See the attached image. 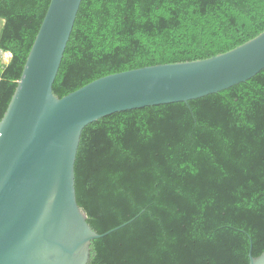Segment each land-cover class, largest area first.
I'll return each mask as SVG.
<instances>
[{
  "label": "trees",
  "instance_id": "1",
  "mask_svg": "<svg viewBox=\"0 0 264 264\" xmlns=\"http://www.w3.org/2000/svg\"><path fill=\"white\" fill-rule=\"evenodd\" d=\"M50 3L0 0V120ZM263 31L264 0H83L54 92L206 59ZM75 172L88 222L115 229L92 241L91 264H250L264 252V69L218 93L89 124Z\"/></svg>",
  "mask_w": 264,
  "mask_h": 264
},
{
  "label": "water",
  "instance_id": "2",
  "mask_svg": "<svg viewBox=\"0 0 264 264\" xmlns=\"http://www.w3.org/2000/svg\"><path fill=\"white\" fill-rule=\"evenodd\" d=\"M83 0H51L0 120V264H91L98 233L79 205L82 133L114 113L188 102L264 69V31L218 55L109 74L59 97V73ZM250 264H264V252Z\"/></svg>",
  "mask_w": 264,
  "mask_h": 264
},
{
  "label": "crops",
  "instance_id": "3",
  "mask_svg": "<svg viewBox=\"0 0 264 264\" xmlns=\"http://www.w3.org/2000/svg\"><path fill=\"white\" fill-rule=\"evenodd\" d=\"M12 54L9 52H1V59L7 64L11 59Z\"/></svg>",
  "mask_w": 264,
  "mask_h": 264
},
{
  "label": "rangeland",
  "instance_id": "4",
  "mask_svg": "<svg viewBox=\"0 0 264 264\" xmlns=\"http://www.w3.org/2000/svg\"><path fill=\"white\" fill-rule=\"evenodd\" d=\"M2 25H3V20H0V27H2ZM1 61L3 62V63H5L4 61H3V59H1ZM6 64V63H5Z\"/></svg>",
  "mask_w": 264,
  "mask_h": 264
}]
</instances>
